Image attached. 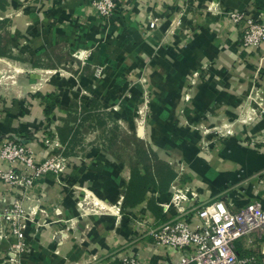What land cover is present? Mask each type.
Listing matches in <instances>:
<instances>
[{
	"label": "crops",
	"instance_id": "0c3cea01",
	"mask_svg": "<svg viewBox=\"0 0 264 264\" xmlns=\"http://www.w3.org/2000/svg\"><path fill=\"white\" fill-rule=\"evenodd\" d=\"M118 1L121 11L104 18L91 0H0V141L23 139L39 156L67 155L66 174L47 172L26 192L42 196L53 221L49 232L61 226L53 209L73 216V187L87 186L115 202L123 214L118 216L116 209L104 220L89 216L88 243L94 249L104 252L108 243L132 240L127 250L142 264H167L176 254L153 249L141 234L162 219L161 203L169 199L172 184L188 183L201 199H223L233 209L250 201L264 209V44L242 48L226 15L237 10L264 19V0ZM217 7L221 12L206 10ZM81 52L84 58L74 55ZM200 64L206 69L194 83L185 117L207 130L204 138L179 123L187 74ZM133 76H147L152 89L145 130L133 120L131 93L138 91L128 90ZM47 97L53 101L49 107ZM104 108L114 121L121 119L119 130L94 145L89 142L96 126L92 116ZM128 134L144 142L148 158L165 162L176 174L166 186L152 168L149 179L161 190L147 180L142 199L122 206L134 177L145 173L143 164H134L136 142L128 141ZM41 135L50 147L37 141ZM200 139L207 149L199 148ZM72 150L83 151L82 157ZM169 154L182 158L187 170L180 172ZM0 167L9 165L0 162ZM19 192L0 184V197L16 193L22 199ZM27 237L34 245L20 264H62L48 235L38 237L29 229ZM262 247L264 237L252 248L241 240L236 252L249 256ZM66 253L79 255L71 249ZM98 264L121 262L113 254Z\"/></svg>",
	"mask_w": 264,
	"mask_h": 264
},
{
	"label": "built area",
	"instance_id": "2783aa9c",
	"mask_svg": "<svg viewBox=\"0 0 264 264\" xmlns=\"http://www.w3.org/2000/svg\"><path fill=\"white\" fill-rule=\"evenodd\" d=\"M91 4L104 18L122 9L118 0H91ZM206 10L221 12L218 7ZM226 15L239 33L242 48H257L264 44L263 18L237 10L228 11ZM74 55L85 57L82 52ZM99 73L100 68H95V75ZM249 139V143L254 144V139ZM37 141L51 146L45 135L38 136ZM0 162L9 165L7 169L0 167V184L18 188L23 197L19 199L16 193L0 197V223L8 224L6 232L16 236L23 227L24 205L35 201L34 196L26 194L27 190L47 172H67L68 157L62 152L39 156L23 139L5 138L0 141ZM170 191L169 199L161 203L162 219L146 226L141 234L149 239L153 249L176 254V259L167 264H264V247L249 256H240L236 252L239 241L242 240L246 248H252L259 238L264 237V209L260 203L250 201L233 209L223 199H201L188 183L172 184ZM3 235L0 232V238ZM127 248L114 252L121 264H142L139 257ZM17 249L18 245H14V249L8 252L5 264H19Z\"/></svg>",
	"mask_w": 264,
	"mask_h": 264
},
{
	"label": "rangeland",
	"instance_id": "374dc122",
	"mask_svg": "<svg viewBox=\"0 0 264 264\" xmlns=\"http://www.w3.org/2000/svg\"><path fill=\"white\" fill-rule=\"evenodd\" d=\"M185 41V40H184ZM206 69V65L200 64L198 68H196L191 73L187 74L188 82L184 88L183 96H182V104L180 107V115L181 120H179V123L181 127L183 128H193L198 131L199 137L204 138V136L207 133V130L203 127H199L195 124H191L186 117H185V110L189 106H191V100H192V88L194 86L195 81L198 79L197 76H202L204 70ZM96 79L100 78V75L95 76ZM133 88H137L138 91L133 94L131 93V97H133L134 105H133V120L135 122V126L140 125L143 130H145V125L148 120V110L149 106L152 100V89L149 85V82L147 80V76H133L128 79V90H131ZM130 95L129 91L124 92L122 96L118 98V102H116L118 105L123 100L124 96ZM117 104L111 105L110 108H117ZM119 110V109H118ZM110 114L107 109L104 108V110L99 109V111L95 112V116L93 114V120L95 122V125L92 126L91 130V137L89 139V142H92L91 144H97L101 142L104 138L105 142L107 141L106 138L113 136V133L115 130H119L118 126H120L119 121L121 119L113 120L111 118ZM100 117V118H97ZM98 119V120H97ZM102 120V122H101ZM104 123V127H102V124ZM106 124V125H105ZM134 132L136 133V128L134 129ZM145 133V131H144ZM136 136V135H135ZM98 140H100L98 142ZM98 145V144H97ZM89 145H87L86 148H88ZM85 148V149H86ZM199 148L201 150H205L208 148V145L205 143L204 139H200ZM114 149V147L112 148ZM88 149H86L85 153ZM72 155L75 156H81L83 151H74L72 150ZM65 154V153H63ZM82 157V156H81ZM169 160L173 165H175L176 168L179 169L180 172H184V170L187 168L186 162L182 158L175 157L174 154L168 155ZM187 170V169H186ZM55 173V172H54ZM56 175L62 176L65 173H55ZM60 180V179H59ZM57 183H62V180L56 181ZM72 187V186H71ZM73 194L75 195V214L73 216H65L63 214V211L61 208L56 207L53 209L54 213L56 214L57 218L56 221H58L57 224H61L59 228L54 230L53 232H49L50 225L53 223L50 219L49 211L47 210L46 206L43 203V199L41 195H38L36 193H33L30 196L35 197V201L30 204L29 202H26L25 206V219L23 220V227L21 228V231L18 235L14 236L13 234L7 233L6 229L9 228L8 224H1L0 223V232H3L5 235H3L0 238V246L1 244H5V248L0 247V264H5V261L9 256L8 252L14 249V245H18V249L16 251V258L18 259V263L20 264L21 256L24 253H29L33 248V241H30L27 237V234L29 232V229H32L34 234H38V237H47V235L50 237L51 242L53 241L55 243V253L60 254V260L62 264H98L101 262V259H107L110 258L111 255L113 256L114 250L116 246H118L117 251L119 252L122 249H125L129 247V244L132 243V240L129 241H115L114 243L110 244L108 243V251H101L99 249H94L92 247V244H89L88 242V236L89 231L92 227L89 223V216L91 215H97L102 220H104L102 216H109L114 214L107 213L102 206L101 210L104 212H100V206L99 204L95 203L102 202L106 206H116L115 202L110 201L108 198H106L104 195L96 194V192L93 190V188L87 187V186H75L73 187ZM25 200V199H24ZM30 205L33 206L32 210L30 209ZM94 205V207H93ZM96 208L95 210L93 208ZM99 206V207H97ZM107 210V209H106ZM98 211V212H97ZM101 213V214H100ZM118 216H121L123 218V214L120 210L116 211ZM30 214V216H29ZM29 216V217H28ZM116 216V215H115ZM28 217V218H27ZM136 227H142L141 225L136 224L133 222ZM82 224V225H81ZM83 226V227H81ZM82 228V229H81ZM139 235L141 234L140 231L137 232ZM33 234V233H32ZM82 237H85L82 238ZM82 238V240H81ZM87 239V240H86ZM13 243V245H12ZM117 245H113V244ZM69 244V245H67ZM68 246L65 248L64 246ZM12 246V249H10ZM110 248V249H109ZM76 251V256L68 255L66 252L69 250ZM113 250V252L111 251ZM112 253H111V252ZM72 253V252H71Z\"/></svg>",
	"mask_w": 264,
	"mask_h": 264
},
{
	"label": "trees",
	"instance_id": "16d2710c",
	"mask_svg": "<svg viewBox=\"0 0 264 264\" xmlns=\"http://www.w3.org/2000/svg\"><path fill=\"white\" fill-rule=\"evenodd\" d=\"M47 98L48 99H45V103L49 107L50 105H52L53 101L50 100L51 97ZM126 137L128 141L135 140L136 145L134 151L137 157V162L135 160L134 164H143L145 173L144 175H138L134 177L135 183L131 184L129 190L125 193L122 206L124 204L126 205L137 203L142 199L145 193V183L147 182V180H150V182L154 185L155 188L161 190V188L158 187V185L153 179H149V176L151 177L150 171L152 168H154L153 171L156 173V175L158 174V177L163 180L166 186L169 185L171 179H173L176 174L165 162L157 161L156 159H152L151 157L148 158L145 153V144L143 141L129 134L126 135ZM152 160H154V162ZM155 166H157V169H155Z\"/></svg>",
	"mask_w": 264,
	"mask_h": 264
},
{
	"label": "bare ground",
	"instance_id": "6f19581e",
	"mask_svg": "<svg viewBox=\"0 0 264 264\" xmlns=\"http://www.w3.org/2000/svg\"><path fill=\"white\" fill-rule=\"evenodd\" d=\"M138 130H137V134L138 135H141L142 136V134H143V131H142V129H141V127L140 128H137ZM95 203H97V204H99V206H100V212L102 211L101 210V208H102V206H103V208L102 209H104V210H106L107 211V213H115V211H116V209H117V207L115 206V207H113V206H106L104 203H102V202H95ZM99 206H97V207H99ZM93 207H94V205H93ZM95 210V209H94ZM98 212V211H97ZM105 213V212H104Z\"/></svg>",
	"mask_w": 264,
	"mask_h": 264
}]
</instances>
